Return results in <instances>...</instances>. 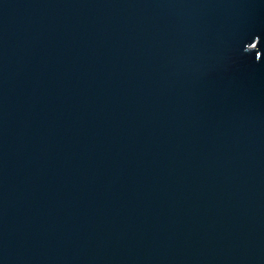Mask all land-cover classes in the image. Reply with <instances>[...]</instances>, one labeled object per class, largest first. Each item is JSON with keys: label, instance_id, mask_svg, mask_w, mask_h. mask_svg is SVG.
I'll return each mask as SVG.
<instances>
[{"label": "water", "instance_id": "water-1", "mask_svg": "<svg viewBox=\"0 0 264 264\" xmlns=\"http://www.w3.org/2000/svg\"><path fill=\"white\" fill-rule=\"evenodd\" d=\"M0 264H264V0H0Z\"/></svg>", "mask_w": 264, "mask_h": 264}]
</instances>
